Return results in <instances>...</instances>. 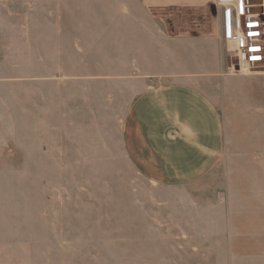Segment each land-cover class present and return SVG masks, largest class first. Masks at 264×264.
Returning a JSON list of instances; mask_svg holds the SVG:
<instances>
[{"label": "rangeland", "instance_id": "rangeland-1", "mask_svg": "<svg viewBox=\"0 0 264 264\" xmlns=\"http://www.w3.org/2000/svg\"><path fill=\"white\" fill-rule=\"evenodd\" d=\"M41 10L0 6V31ZM153 14L216 39L229 65L209 89L220 161L187 182L152 179L130 151L134 88L118 66H37L0 48V264H264V80L232 68L215 4Z\"/></svg>", "mask_w": 264, "mask_h": 264}, {"label": "crops", "instance_id": "crops-1", "mask_svg": "<svg viewBox=\"0 0 264 264\" xmlns=\"http://www.w3.org/2000/svg\"><path fill=\"white\" fill-rule=\"evenodd\" d=\"M213 1L0 0L44 8L16 18L21 28L0 31V48L38 56L37 66H118L119 81L134 88L124 116L132 120L135 164L154 180L187 182L220 161L226 130L210 90L222 86L217 77L229 65L216 39L172 34L153 11Z\"/></svg>", "mask_w": 264, "mask_h": 264}, {"label": "built area", "instance_id": "built-area-1", "mask_svg": "<svg viewBox=\"0 0 264 264\" xmlns=\"http://www.w3.org/2000/svg\"><path fill=\"white\" fill-rule=\"evenodd\" d=\"M221 8L222 38L237 72L264 77V0H214Z\"/></svg>", "mask_w": 264, "mask_h": 264}]
</instances>
